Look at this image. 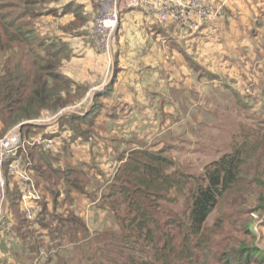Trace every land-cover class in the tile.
<instances>
[{
  "label": "rangeland",
  "instance_id": "obj_1",
  "mask_svg": "<svg viewBox=\"0 0 264 264\" xmlns=\"http://www.w3.org/2000/svg\"><path fill=\"white\" fill-rule=\"evenodd\" d=\"M38 1L26 6L24 0H0V75L6 66L20 64L23 69H32L33 56L24 37L31 28L45 44H64L57 69L70 83L63 89L70 87L74 93L81 88L84 92L65 107L43 110L38 118L31 119L34 126L26 128L25 142L35 136L52 139L44 152L58 158L63 155L61 168L66 162L79 169L74 175L84 181L85 192L71 190L69 194L63 190L67 186L59 185L57 210L50 205L48 211L53 216L41 214L40 219L39 210L31 217L24 212L19 195L18 209L28 223L13 233H8L13 222V217L8 219L12 214L9 203L0 224L4 233L0 243L9 237L14 241H7V249H1L0 244V264H43L47 259L48 264H91L98 262L99 255L93 260L87 257L98 248L107 256L121 249L137 257H150L151 246L146 242L127 240L130 242L115 246L121 219L110 209L113 198H103L108 193L105 185L91 173L106 160L114 166L105 174L110 176L131 150L139 148L160 151L170 159L172 165L167 171L180 181L179 190L172 186L164 198L150 199L158 222L154 235L162 242L167 233L177 244L182 231L174 221L184 215L190 193L203 182L205 166L241 146L246 136L264 133V0H210L217 13L196 32L161 22L147 8L126 9L120 15L110 52L101 51L89 39L100 0ZM71 3L78 6L65 7ZM25 7L29 10L24 11ZM9 22L14 28L21 24L19 39L10 40L2 33L3 24L14 31ZM105 86L106 94L95 99V92ZM65 91L63 96L69 97ZM95 101L99 110L94 116L93 134L65 146L63 139L71 135L67 118L85 114ZM9 130L3 131L0 122V137ZM27 144L26 148L31 147ZM260 149L259 156L246 159L241 180L223 195L207 218L203 259L207 256L211 264H226V252L238 240L264 249V190L254 182L264 178V149ZM50 161L52 168L58 167L57 160ZM51 169L46 168L48 172ZM4 170L8 182L6 163ZM34 175L31 170V180L42 194L41 210L43 200L51 203L52 194L49 184ZM120 204L116 211L121 217L126 203ZM71 212L84 222L86 238L81 230L61 231L59 226ZM250 219L252 233L245 235L241 226ZM25 232L27 236L22 238Z\"/></svg>",
  "mask_w": 264,
  "mask_h": 264
},
{
  "label": "trees",
  "instance_id": "obj_2",
  "mask_svg": "<svg viewBox=\"0 0 264 264\" xmlns=\"http://www.w3.org/2000/svg\"><path fill=\"white\" fill-rule=\"evenodd\" d=\"M24 2L26 6L32 3H39L38 0H24ZM71 4L65 7L71 9V6H78V3ZM23 10L27 11L29 9L25 7ZM49 10L53 9L50 8ZM58 13L60 14V11ZM27 14L32 15V17L36 16V13L33 12H27ZM13 23L9 22L10 26L13 27V32L8 31L3 24L2 33L7 34L9 39L14 41L19 39L18 33L21 34L22 32L21 24L16 25L14 28ZM24 37L27 44H30L33 56L32 69H23L20 64L15 67L6 66L4 72L0 75V122L3 125V131L9 130L24 120L30 121L38 118L43 110L55 111L65 107L66 104L72 102L76 95L84 92V89L81 88L74 93H71L70 87L63 89L65 85L70 83L57 69L61 63L59 52L66 49L63 43L58 44L51 41L45 44L44 39H39L34 35V28L26 31ZM1 40L0 36V42ZM107 88L105 86L101 91L95 92V99L104 96ZM63 91L67 92L69 97H64ZM98 110V102L95 101L91 107H88L85 114L78 113L67 118L65 122L68 123L67 128L71 131V135L63 139L65 146L76 138L87 139L88 136L86 134H93L94 116L98 113ZM32 126L34 125L25 124L22 126V140H25V134L27 135L28 129L26 128ZM23 129L26 131L23 132ZM260 148L264 149V133L256 136L252 135L251 137L246 136L241 146L221 155L217 160L205 166L203 182H198L195 190L190 193L187 210L184 215L174 221L175 225L182 231L181 240L177 244H173L172 238L167 233L163 235L166 238L164 237L162 242L154 235L155 226L158 225V222L154 217V206L150 203L152 197L154 199L157 197L164 198L165 193L172 186L179 190L180 181H175L171 176L172 174L167 171L172 165V161L163 156L160 151H149L140 148L131 150L125 159H121H124V162L122 163L121 161L122 164L116 167L113 177L103 179L100 183L105 185L108 191L103 197L104 200L108 197L113 198L110 201V209L117 218L121 219L118 225L120 235L115 241L116 243L113 242L115 246H120V242H130L127 240H132L134 243L146 242L151 246L150 257H137L133 254L122 252L121 249L114 250L112 254L107 256L106 253L99 251L100 248H98L97 251L88 255L87 260H93L97 254L99 255L97 256L98 262L91 264H211L207 256L206 259H203V252L207 248L208 242L207 238L204 237L207 218L223 195L241 180V167L246 162V159L248 160L256 154L259 156V152L262 150ZM44 150L38 145H31L29 148H26L25 145L24 148H20L16 153V157H19L25 164L28 163L26 164L27 169L35 171L37 178L49 184L48 188L52 194L51 206L46 200H43L37 219L39 217L42 218L44 215L46 217V213L49 217L53 216L48 211L50 209L49 206L52 210H57L59 206L58 196L60 194L59 185L62 187L67 186L63 190L69 194L71 190L81 193L85 192L84 181H80L74 175V173H78L79 169L76 170L75 167L66 164V162L65 166L61 168L60 164L63 160V155L59 158L53 157L52 153L44 152ZM50 159L53 161L57 160L58 167L52 168L53 163ZM46 168H52L51 172H48ZM52 174H54L55 179L52 178ZM88 182L91 181L88 180ZM254 182L264 190V178H255ZM18 198L19 192L16 188L11 191L7 190V201L8 204L10 203L9 206L12 207L10 208L13 215V222L12 224L10 223L12 232L9 230L8 233L18 231L23 225L27 227L28 221L18 209ZM118 201L126 203L125 205L123 204L125 214L121 217L116 211L117 206L122 205ZM14 212L16 213L15 215ZM41 214L44 215L41 216ZM69 216L70 218L65 219V223L59 226L61 231L65 230L68 233L69 231L78 232L81 230L84 232L83 237L86 238L85 232H87V229L81 218L73 215V212ZM58 217L61 218V216ZM251 224V219L250 223L247 220L245 225L242 224L241 227L245 235L252 233ZM42 226L45 227V225ZM54 232L56 233L57 229ZM71 235L73 237L76 236L75 234ZM20 236L25 238L27 233L25 232ZM7 241L12 244L14 238L9 237L7 240H2L0 243L1 249H7ZM174 245H178L176 252L173 251ZM83 254L86 255V251ZM200 256L202 259H200ZM226 258L228 259L226 264H264V249L254 243L238 240L237 245L226 252ZM48 263V259L43 262V264Z\"/></svg>",
  "mask_w": 264,
  "mask_h": 264
},
{
  "label": "built area",
  "instance_id": "obj_3",
  "mask_svg": "<svg viewBox=\"0 0 264 264\" xmlns=\"http://www.w3.org/2000/svg\"><path fill=\"white\" fill-rule=\"evenodd\" d=\"M139 7L147 8L161 22L173 23L190 32L206 26L217 13L208 0H100L90 24L89 39L101 51L110 52L121 13ZM30 140L29 145H39L44 149L52 145L50 138L35 136ZM26 144L27 141L22 140L21 131L16 127L0 137V224L6 217L8 206L5 163L8 174L19 182L20 202L24 212L31 217L34 212L40 211L42 194L32 182L26 164L16 157L17 151Z\"/></svg>",
  "mask_w": 264,
  "mask_h": 264
},
{
  "label": "crops",
  "instance_id": "obj_4",
  "mask_svg": "<svg viewBox=\"0 0 264 264\" xmlns=\"http://www.w3.org/2000/svg\"><path fill=\"white\" fill-rule=\"evenodd\" d=\"M208 2H209V4L210 5H212L210 2V0H208ZM213 6V5H212ZM91 156V155H90ZM101 166L99 167V170H101L102 172H100L98 169H94V167H93V169H91V171L92 170H94V172H91V173H93L94 175H95V177L97 176V177H99V178H97L96 177V179L97 180H100V181H102L103 179H108V178H112L113 177V174L111 173V175L110 176H105V174L106 175H108V173L110 172V170L112 169V164L111 163H108L106 160H104V161H101ZM62 165V164H61ZM104 165H107V167H105ZM114 167V166H113ZM88 168V167H87ZM108 168V169H107ZM114 171H116V168H115V170ZM29 173H30V175H31V171H29ZM98 173V174H97ZM103 176V177H102ZM94 177V176H93ZM38 187V186H37ZM14 188H16L17 190H18V192H19V195H20V189H19V182L18 181H16L13 177H11L10 176V181H8L7 182V190L8 191H11V190H13ZM48 202V201H47ZM49 203V202H48ZM51 204V203H50ZM49 204V205H50ZM11 210V209H10ZM11 216H9V220L13 217V215L12 214H10ZM7 219V220H8ZM4 233H3V231H0V236L2 237V235H3Z\"/></svg>",
  "mask_w": 264,
  "mask_h": 264
},
{
  "label": "water",
  "instance_id": "obj_5",
  "mask_svg": "<svg viewBox=\"0 0 264 264\" xmlns=\"http://www.w3.org/2000/svg\"><path fill=\"white\" fill-rule=\"evenodd\" d=\"M25 124H33V122L32 121H23V122H20L17 126H16V128L18 129V131H20V129L22 128V126L23 125H25Z\"/></svg>",
  "mask_w": 264,
  "mask_h": 264
}]
</instances>
